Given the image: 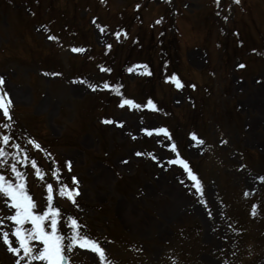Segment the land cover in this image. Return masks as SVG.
Instances as JSON below:
<instances>
[{"label":"rangeland","instance_id":"374dc122","mask_svg":"<svg viewBox=\"0 0 264 264\" xmlns=\"http://www.w3.org/2000/svg\"><path fill=\"white\" fill-rule=\"evenodd\" d=\"M38 1L41 2L40 5L43 8L41 11L39 8V11L36 10L40 16L43 14L41 21L30 19L24 5L20 6V4H16L15 7L13 5L8 6L5 3L0 5V8H2L0 9V45H4L7 41L9 43V46L7 45L9 52L7 53L17 57L16 61H9L12 63L9 64V67L15 66V68L8 69L7 67L5 70L0 71V73L6 74L9 78V82H6V87L11 91L12 105H16L18 111H22L25 117H39L41 126L47 131L48 138L54 139L57 137L62 139L63 142H67L65 146L56 147L55 150L59 155L62 154V156L73 161L74 171L83 180V191L79 192H82V195H79L78 199L84 204V208L81 210L84 217L79 216L76 206L66 204L61 209L62 214H64L63 218L72 216L81 225L85 222V233H90L92 222L96 221L98 222L93 223L96 229L100 230L103 226H107L108 231L113 230V236L115 237H111L112 241H106V244L104 241L98 242L101 248H104V246L107 248L104 250L106 259L108 251L118 258L112 261V264H173L171 259L168 262L167 259L169 257L167 256L175 254L176 248L171 241L174 240V237H171V227L178 221H196L200 225L201 243L204 245V248L200 250L199 256L195 255V257L198 256V260L202 264H264V261H259L263 260L264 255V234L261 235L262 231H264V217L259 219V221L257 218H254L251 214L252 204L247 199L243 200L239 196V183L245 185L243 188L250 189L252 187L248 180H242L244 173L225 169L218 165L205 167L204 172L201 170L203 174L206 173L207 182L215 180V183H219L218 177L226 179L224 180L226 182L225 188L223 186V188L218 189H207L206 194L207 196L211 194L217 195L218 191L228 201L226 202V213L229 214L231 220L222 221L221 226L225 232L229 233L227 234L229 238L228 242L222 237H219V239L215 237L211 230L214 226L213 222H216L218 219L216 212L217 203H209L214 209V219L207 217L202 207H198L197 210L195 209L197 204L196 197L194 198L193 194H187L186 191H182L178 185L176 188L170 182L160 179V181L156 182L157 186L160 185L158 189L157 186L153 188L152 185L148 186V184L145 185L142 182L143 187L139 188L137 192L135 188L123 193L122 196L117 192H113V183L117 177V173L122 168L119 167L120 163L118 161L121 160L123 154L128 155L130 149L135 148L134 146L137 143L127 140L123 141L121 131L119 133L118 131L110 132V127H108L107 132L98 133L95 127L92 126L94 119L92 117L88 118L87 108L89 103L86 100L94 99L92 96L94 91L86 81H72L70 77L73 75H69V71L64 72V77L61 78L58 77L56 70L40 71L44 69L32 60L29 61L25 58L28 52L25 54L23 50L17 47L13 48V42L16 44L19 40L16 38L17 35L25 36L26 40L29 39L32 42L40 41L43 43L44 48L51 46L50 43L46 42L39 25L35 26V24H39L48 18V16H45L44 10V7L48 6V0H34L30 4L29 2L27 4L33 8L35 6L31 5L32 2L35 4ZM225 1L228 2L229 6L228 8L221 7L218 15L214 10L211 0H182L181 4V9L191 14V18L189 19L190 25L197 18L198 22L205 27L204 33L207 35L208 51L210 56H213L210 61L212 67L214 66L215 68H217L216 55L223 49L217 50L214 45L219 36L224 34L221 37L226 41L227 46L224 47L225 53L233 52L232 49L235 47L234 42L237 40V34L232 31V21L234 20V15L238 16V12L233 11L232 14L233 6L231 7V5L234 0ZM126 2L127 0H109L111 12L114 11L115 7L118 8L123 3L126 4ZM156 3L154 2V4ZM252 5V8L246 10L248 13L245 12L240 16V23L237 24V28H240V33L242 34V40L245 42V47L239 48L238 56L231 55V57L227 58L228 69L226 75L219 76L217 73L216 81H212V85L209 88L211 93L210 101H213L217 105H220L226 99L232 98V96L234 99H237L238 109L235 111L237 112L236 119L240 122L238 128L244 138L237 140V136L232 134L230 138L231 147L232 144H236L235 148L239 147L237 144H242L251 151L263 153L264 151L257 149V147L264 148V82L255 84V79L264 76V63L263 61H259V64L253 62V54L248 55L249 48L247 47L252 42L261 45V40L264 41L263 0H257L256 5ZM61 6L68 12L71 9V4H65L63 0H56L55 8ZM55 8H53L54 11L56 10ZM81 13L79 12L77 16L79 17ZM49 14L51 16L55 15L53 12ZM98 14L112 18L117 24L120 22V20L115 18L116 16L106 14L104 10ZM153 14L149 13L145 15L143 12L144 19L146 21L150 20L149 16H153ZM210 15L211 20L208 21L207 17ZM124 17L128 19L130 15L125 12ZM203 18L208 22L202 24ZM236 19L237 17H235ZM18 28H20V32L17 31ZM134 29L135 27H132L131 30L134 31ZM258 31L259 35H262L261 39L256 38ZM194 36L198 39L200 38L199 33H194ZM52 48L50 49L51 51L53 50ZM188 49L190 50H185V52L190 57L189 65L196 69L199 68L198 65L203 61V59L200 60L199 58L201 55L200 51L198 48L192 49V46ZM57 52V57L62 65L66 67L67 57L69 56L68 49L64 45ZM8 59V56L0 55V60L3 63ZM240 60L247 63L245 70H235L236 67H240ZM193 78L200 81L197 75H194ZM238 78L242 79L239 81ZM223 88L228 90V93L224 92ZM229 95L232 96L230 97ZM76 130L84 132L77 139L73 136ZM99 134H101L100 140L103 144H110L112 138L125 142V144H122L123 150L120 153V157L118 156L115 161L109 162V164H114L113 169L102 164L106 160L98 161L91 158L90 153L97 148L95 140ZM220 150L225 152L223 157L229 162L231 168H235L239 164L237 155L233 153L234 150H228V148L223 147ZM83 159L85 165L82 164ZM192 159L194 162L198 161L197 157ZM253 162L254 159H251L252 164L250 166L255 170V173L264 172V166H255ZM94 164L98 168H94L95 172L91 173L88 168ZM54 184V195L59 196L58 189L60 188L58 187V183L55 181ZM262 195L264 197V185L262 186ZM35 196L38 200L40 199L39 194ZM103 202L105 203V207L99 210L98 208ZM261 204H264V198L260 199ZM104 214L111 219L109 224L103 221ZM232 223L235 224V227L239 224L241 231H244L242 237L240 236L241 231L238 232L228 228V224ZM257 227L261 228L256 231ZM66 230L69 232L68 228ZM237 239H241L239 245ZM135 248L138 251L135 252ZM143 249L144 253L148 255L147 258L142 255ZM0 251L8 258V251L4 246L0 245ZM85 257L93 264H100L97 254L87 249L74 250V253L71 254L72 264H83ZM11 258L15 260L13 255H11Z\"/></svg>","mask_w":264,"mask_h":264},{"label":"snow or ice","instance_id":"6c2138e0","mask_svg":"<svg viewBox=\"0 0 264 264\" xmlns=\"http://www.w3.org/2000/svg\"><path fill=\"white\" fill-rule=\"evenodd\" d=\"M239 3V0H235ZM140 5H137L139 8ZM226 19V18H225ZM157 20L156 23H160ZM104 31L103 28L100 29ZM127 38V34L123 33ZM119 41L121 32L114 34ZM52 39L53 37H49ZM108 48L111 45L107 46ZM73 52H83L82 48H73ZM140 67L134 65L127 68V72L132 74ZM244 67V65H240ZM101 72L111 73L110 68L99 66ZM144 72L151 75L148 67L143 66ZM171 80H176L177 77L173 74ZM4 83L3 78L0 77V86ZM177 88L181 87L177 83ZM92 90H96V86L92 85ZM104 89H112L117 95H122L118 91V87L110 85L107 81L103 84ZM194 87V86H193ZM125 105L131 108L139 109L142 105L135 103L132 99H123L119 104L120 107ZM144 107L155 110V106L151 99H148L147 105ZM12 108V100L7 92H0V245L4 246L6 250L15 257L14 264H72L71 254L76 249H87L96 253L100 259V264H112L106 259L105 251L100 247L96 240H93L83 231V227L76 218L68 216L63 218L61 211L53 205L54 189L50 182H45L44 172L38 166L35 159H31L28 155V149L22 147L19 142L22 137L15 135L13 125V117L10 113ZM7 121V122H3ZM104 123H112L110 120L103 121ZM147 135L152 136L155 133L157 136L163 134L168 140L172 137L164 128L158 129H142ZM135 139V137H133ZM190 139L203 144L195 133H190ZM27 144L31 145L35 150H41V145L34 139L28 138ZM171 150L177 152L175 143L171 145ZM178 154V153H177ZM140 155V153H137ZM156 159V157H153ZM29 162L33 169L35 178L41 182L40 186L43 188V198L37 201L29 194L27 186V169ZM168 163L176 164L177 160H169ZM179 163L184 168L189 180H191L192 187L196 192L202 191V185L198 175L194 174L189 165L181 159ZM65 166L71 171V162H65ZM52 175L59 180L58 169L52 171ZM264 180V177L261 178ZM78 180L73 177L72 184L76 187H69L67 184L61 185L59 189V196L67 197L73 204L76 203V197L79 196ZM180 183H184L183 180ZM244 197H248L249 192L243 193ZM256 205H252V215L256 214ZM68 228L69 233H64L61 228ZM175 264V262H173Z\"/></svg>","mask_w":264,"mask_h":264}]
</instances>
